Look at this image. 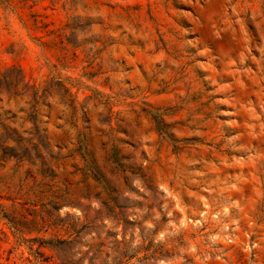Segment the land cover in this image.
<instances>
[{"label": "rangeland", "instance_id": "1", "mask_svg": "<svg viewBox=\"0 0 264 264\" xmlns=\"http://www.w3.org/2000/svg\"><path fill=\"white\" fill-rule=\"evenodd\" d=\"M0 264H264V0H0Z\"/></svg>", "mask_w": 264, "mask_h": 264}]
</instances>
